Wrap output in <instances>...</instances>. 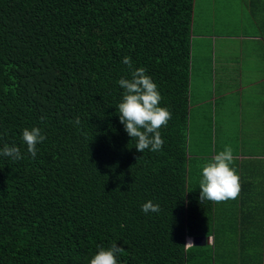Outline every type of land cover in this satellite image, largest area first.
Segmentation results:
<instances>
[{
  "label": "trees",
  "instance_id": "trees-1",
  "mask_svg": "<svg viewBox=\"0 0 264 264\" xmlns=\"http://www.w3.org/2000/svg\"><path fill=\"white\" fill-rule=\"evenodd\" d=\"M194 5L0 0V148L24 155H0V264H89L113 243L120 264H233L219 243L184 250L214 230L188 152ZM125 56L172 113L159 152L137 151L119 119ZM32 127L46 136L35 158L22 141ZM149 200L158 213L142 211Z\"/></svg>",
  "mask_w": 264,
  "mask_h": 264
},
{
  "label": "crops",
  "instance_id": "crops-1",
  "mask_svg": "<svg viewBox=\"0 0 264 264\" xmlns=\"http://www.w3.org/2000/svg\"><path fill=\"white\" fill-rule=\"evenodd\" d=\"M211 4L216 15L228 11L229 33H216V15L213 17L212 11L206 30L200 33L196 29L199 30L203 22L201 19L199 23L194 22L193 17L192 28L194 23L195 28L191 41L190 79L192 81L196 71L203 84L213 87L207 91H197V98L193 99L189 89V108H192L193 101L197 103L212 98L216 103L217 97L221 99L220 105L226 106L227 101L222 99L226 93H221L217 86L221 78H214L217 75L214 74V63L219 62L218 58H226L225 55L229 58V67L237 69L236 78H233L237 85L229 88L237 94V101L228 108L220 107L221 127L217 134L213 122V142L209 140L208 149L203 150L198 139L193 143L196 151L189 156L190 159L191 156L196 158L200 182L202 166L225 146L233 148L234 161L231 167L236 169L240 177L241 192L235 200L214 203V230L208 236L209 244H240L235 254L230 251V256H234L233 264H264V0H211ZM195 6L196 0L194 16ZM198 43L203 53L195 48L194 45ZM195 49L199 53V60ZM244 82L247 89L252 87V94L247 101L243 97ZM228 114L236 116L232 127L228 125ZM235 125L237 130L232 133ZM228 131L231 132L229 136ZM232 134H235L233 137L237 136L236 140L230 136ZM190 147L189 132V150ZM189 240L193 243V237L188 236L187 242ZM252 244L260 247L257 255L252 251ZM221 262L225 263L224 257Z\"/></svg>",
  "mask_w": 264,
  "mask_h": 264
},
{
  "label": "clouds",
  "instance_id": "clouds-1",
  "mask_svg": "<svg viewBox=\"0 0 264 264\" xmlns=\"http://www.w3.org/2000/svg\"><path fill=\"white\" fill-rule=\"evenodd\" d=\"M122 63L127 65L130 78L121 77L118 81L124 90L122 99L117 105L119 119L124 124L127 134L136 140L137 151L144 152L149 149L159 152L164 144L160 129L167 126L172 113L167 107L161 106L160 101L163 97L158 90V85L147 74L146 69L135 67L130 56H125ZM41 119L43 120L44 117ZM73 123L79 125L80 118L77 117ZM45 139L46 136L42 134L40 127L23 130L22 141L27 145V152L32 158L36 157L37 144ZM0 155L9 157L13 161L24 158L19 147L9 144H4L0 148ZM233 161V148L228 145L202 166V178L199 182L201 203L227 202L239 197L242 186L236 169L231 167ZM142 211L145 214L158 213L160 206L149 200L142 205ZM192 245L193 243L189 240L184 244V250L187 251ZM97 248L98 251L92 256L89 264H120L118 255L124 252V247L113 243L107 248L99 245Z\"/></svg>",
  "mask_w": 264,
  "mask_h": 264
},
{
  "label": "rangeland",
  "instance_id": "rangeland-1",
  "mask_svg": "<svg viewBox=\"0 0 264 264\" xmlns=\"http://www.w3.org/2000/svg\"><path fill=\"white\" fill-rule=\"evenodd\" d=\"M212 10L213 8H212L211 0H196L194 22L196 21L197 23H199L200 19L203 22V26H200L199 30L196 29L197 33H200L206 30L207 22H209L210 20L209 16ZM227 12L228 11H224L225 14L223 15H220V14L216 15L212 11L211 13L212 16L214 17L216 15V20H215L216 21V33H229L228 32L229 18H228ZM194 28H195V23L193 27V33H194ZM194 46L196 49L198 50L200 49V52L203 53V50L202 48H200L199 43L198 45H194ZM196 49H195V55H196V58H198L199 53ZM225 57L226 58H223V59L218 58L219 62H217V64L214 63V67H215L214 74H217L216 77L214 78H221L220 81L219 80L217 81V86H218V89L221 90V93L223 94L226 93V96L224 95L222 98L224 101H227L226 106L224 105V107H222L220 105L221 99L219 97L216 98V103H215V99L213 101L212 98L207 99V100H202L197 103L193 101L192 108H190V111H189V123L191 125V129L188 130V137H189V132H190V139H191V147H190V150L188 148V152L191 155L193 154V152L196 151V149L193 147V143L194 141H198V139H199L200 147L203 150L208 149L209 140H210V143L213 142V136H214L213 135V131H214L213 122L214 124H216V128L218 130L217 134L219 133V129L221 127V122H220L221 108H228L231 104L237 101V99H235L237 94L234 93L233 90H229V88L232 89L233 87L237 85V83L233 81V78H236L237 69L234 66L230 68L229 58L227 57V55H225ZM197 60H199V58ZM212 87L213 85L211 86V85L203 84L197 72L195 71L192 81L190 79L191 99H193V97L197 98L195 95L197 91H201V90L207 91L208 88L211 89ZM251 89L252 87L247 89V84L246 82H244V86H243L244 100L246 101L249 100L252 94ZM226 118L229 120V124H228L229 127L234 126L233 122L236 118L235 114H228ZM236 130H237V126L235 125L232 133L235 132ZM229 133L231 132L228 131L227 136H229ZM233 135L235 134H232L230 136L233 137ZM236 137H233V138L236 140L237 139ZM190 162H191V166L193 167L192 175L195 176L198 174V171H197L198 165H196V158L191 156ZM236 246H237V243L222 244V246H217L215 251L219 252L222 250L223 253H225L226 250H229L231 251V253H234L235 249H237ZM251 247L253 248L252 251H255L254 255H257L260 247L253 246V244L251 245ZM207 251L208 252L211 251L209 247L207 248Z\"/></svg>",
  "mask_w": 264,
  "mask_h": 264
},
{
  "label": "water",
  "instance_id": "water-1",
  "mask_svg": "<svg viewBox=\"0 0 264 264\" xmlns=\"http://www.w3.org/2000/svg\"><path fill=\"white\" fill-rule=\"evenodd\" d=\"M209 244L208 236H195L193 237V245L195 246H206Z\"/></svg>",
  "mask_w": 264,
  "mask_h": 264
}]
</instances>
